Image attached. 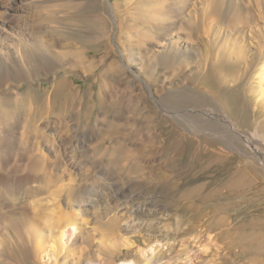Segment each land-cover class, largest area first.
Here are the masks:
<instances>
[{
	"label": "rangeland",
	"instance_id": "rangeland-1",
	"mask_svg": "<svg viewBox=\"0 0 264 264\" xmlns=\"http://www.w3.org/2000/svg\"><path fill=\"white\" fill-rule=\"evenodd\" d=\"M25 7L18 18L26 25L6 27L8 34L1 35L0 41L26 40L30 57L39 38L45 57L33 74L21 60L25 79L11 78L6 84L9 109L25 104L29 110L0 131V264H70L67 247H60L62 227L56 221L68 215L67 199L72 193L103 180L130 184L135 194L132 205L144 208L138 211L137 221L146 229L158 227L157 235L167 229L189 230L181 234L186 242L178 238L171 249L165 241L159 244L166 250L159 264H264V147L260 145L264 101L259 100L263 83L256 72L264 56V0H30ZM199 74H210L216 82L226 76L227 90L238 91L245 105L254 109L250 123L231 122L252 136L255 145L234 139L228 148L215 141L192 165L185 157L172 164L162 149L169 129L163 121L153 120L159 129L157 141L142 155L149 162L147 168L130 174L126 167L113 171L105 158L96 156L99 137L112 125L134 123L131 110L148 113L145 105L156 107L162 102L170 84L199 89ZM137 75L149 84L154 100ZM56 85L63 88L55 94L58 105L89 106L85 114L89 111L90 118L85 119L82 111L63 119L51 114L38 117L39 104L52 101ZM128 102L133 107L128 108ZM101 109L111 114L124 110L125 118L115 124L111 118L105 121ZM156 111L158 118L166 115ZM136 122L132 127L143 125L141 117ZM76 134L87 135L82 152L72 143ZM140 134L143 137L137 136L133 147H140L146 138V132ZM199 142L195 139L192 147L196 149ZM74 158L77 169L72 167ZM163 181L178 182V193L198 191L196 200L187 201L191 207L183 219L168 207L166 192L160 189ZM40 188L44 190L34 192ZM150 197L155 198L152 207ZM113 208L110 202L94 208L86 225L94 243L83 242L75 251L97 254L107 245L115 250L114 240L101 235L94 219ZM121 225L115 238L124 248L129 235ZM143 233L130 240L143 244L122 251L127 259H139L134 253L144 248L147 235ZM116 258L118 264L125 263L123 255Z\"/></svg>",
	"mask_w": 264,
	"mask_h": 264
},
{
	"label": "bare ground",
	"instance_id": "bare-ground-1",
	"mask_svg": "<svg viewBox=\"0 0 264 264\" xmlns=\"http://www.w3.org/2000/svg\"><path fill=\"white\" fill-rule=\"evenodd\" d=\"M29 2L30 0L0 1V9L2 10V12L0 13V36L3 34H8L4 31L6 27H19L18 23H22V27L26 25L25 23L21 22L22 20L18 18V14L26 10L25 6H27ZM24 42H26V40L23 42L21 41L20 43L16 42L19 44H14L13 41H9L8 44H4L3 41H0V131H6L7 129H9L11 127V121L17 123L19 113H27L29 110L27 109V106L25 104H22L20 108L14 107L12 111L11 109H9V93L6 92V84H8L7 82L11 78H15L16 80L17 78L18 80L20 78L25 79L22 71V67L24 64H26V66L29 68L30 74L36 73L38 71L37 69L40 68V64L42 63L41 61L45 57L43 56V52L41 50L44 44L39 38H36V40H34L37 51L35 52V50L33 49L35 52V54L33 52V58H31V54L30 57H27L28 55L26 56V52L28 51V49L30 50V48H27L25 46L26 43ZM29 46L31 47V45ZM199 55L200 54H198V56ZM21 60L24 61V64L21 62ZM43 63L46 64L47 61H44ZM258 64L260 65V70L258 69L257 71L256 67V72L259 79L263 83V90H261V92L259 93V100L264 101V56L259 58ZM220 65L223 66V62ZM11 69L13 71V76L11 75ZM173 74L174 71H171L170 75L173 76ZM136 77L141 84H147V92H149V95L154 100V97L151 93L152 89L150 90V86L148 88L149 84L143 80L141 75H137ZM196 77L198 78V86H200L199 89L173 88V85L170 84V88L166 93L164 100H161L162 102L159 103L157 101L158 103L156 104V107L145 105V107L148 108V113L144 112L139 114L138 112L140 108L131 110L133 111V115L131 114V116H133L132 121L135 123L137 119L141 117L143 119V125L139 126L138 124V126L136 125L132 127L134 123H129V120L127 121L128 118L125 119V123L128 122L125 125H110L112 129H110L109 131H107V129L106 132H104V134H101V136L99 137L96 156L99 158H105L108 168L113 171H119L122 169L124 170V167H126L127 173L130 174L147 168L149 162H147V160L145 161L142 155L145 147L147 148L149 144L155 143L157 141L158 134L156 132L159 129L158 125L153 124V120H156L159 123H162L163 121V123H165L167 128L169 129L165 136V142L162 144V149H164V152L167 154V156H165L164 158L168 163L172 164L175 162L177 163V157H185L188 160L187 165H192L197 157H199L203 153H207L210 150L215 141L223 143L228 148H230V143L234 139L243 140V142L247 145H255V139L252 136H247V134L244 133L243 129H238V126L235 125L236 122L235 124L231 122V120L235 119L240 123H250V120L254 117V109H251L250 107H247L245 105V102L243 100L244 98L241 94H239L238 91L227 90V88L225 87V83L229 80V78L221 75L219 78L220 81L216 82L210 74L203 76L199 74ZM62 90L63 88L58 89V86L56 85L53 91V99H51L52 101H50L49 103L42 102L41 104H39L37 112L38 117H42L46 114H51L52 116L54 115L59 119H63V117L65 118V116L69 113L77 114L78 111V113L82 111L81 113H83V117L85 119L90 118L89 111L87 112V114H85L89 106H86V108L84 109V107L82 108V105L80 106L79 104H77V102L68 103V105H66L65 103V105L63 103H59L58 105L57 101L55 100V94L61 92ZM215 97H218V102L215 100ZM219 102L224 105L225 109L221 108ZM134 103L137 102L134 101L133 104ZM133 104L130 103L128 108L130 107V105H132L133 107ZM101 105L102 103L99 104L100 108H103ZM126 105L128 104L126 103ZM120 109L119 111L117 110V112H113L112 114L107 110L105 111V109H101L100 111L102 112V117L104 118L103 120L111 118V121L114 124L121 119L123 120L125 118L124 110H127V108H123V111H120ZM159 109L165 111L166 115H161L159 118L156 117V110ZM123 130L126 131L125 134ZM142 132H146V138H144V141L140 145V147H133L132 142L136 141V137L140 136V133ZM233 132L238 133V136H233ZM86 136V134H76L74 136L72 143L77 148L76 150L82 152L83 148L87 144ZM195 139L200 140L196 149L192 147L193 141ZM260 145L264 147V140H262ZM72 167L74 169L79 168L76 159L74 160ZM178 185V182L167 181L160 184V189L166 192V197L169 201V205L167 203L168 207L170 209L172 208L173 210L178 211L180 214L179 217H183L191 207L190 202L187 201L196 200L198 197V191L189 190L186 191V193H178L176 192ZM42 188L33 191L39 194L44 190H42ZM134 197L135 194H133L130 184L122 185L117 181L112 182L106 180H103L102 183H94V185L90 187L86 186V188H83L78 193H72L69 199H67L69 201L68 204L70 205V211L68 212V215L63 217V219H59V221H56L57 225L60 226V229L62 227L60 231L61 233L58 236V240L61 244L60 247H67L66 250L67 254L69 255L68 259H70V261L68 260V263L118 264V258H116L117 255H123L125 257V263L123 264H159V260L166 254V250L160 248L159 244L165 241L164 244L167 245L169 249H171L173 247V241L181 238V234L187 235L189 230L184 228L167 229L164 234L160 235H157V232L160 231L158 227L152 229L149 226L146 229V227L143 226V222L139 223L137 221L138 211H142L144 210V208H139L138 206L134 207L132 205ZM154 200L155 198L150 197V199L148 200V205L152 207ZM107 202L113 203L114 208L109 211L105 210L106 212L103 210V212H101L100 214H96L94 219H96L95 223L100 227L99 229L101 231V235L109 237V240H114L112 244L115 243V250L111 248V245H107L104 246V248H98L96 251L97 254H91V252L89 251H87V254H84L82 253L81 249L75 251V249L79 247L78 245L83 242L94 243V238L93 236H91L92 232H90V235V233L86 230V225L88 223L87 220L88 217H90V213H92L96 206L106 204ZM149 208H146L147 211L152 210ZM122 222L125 226L123 227L124 230L129 235L128 239L126 240L128 243L124 248L119 247L120 245L119 243H117L115 238V234L122 228ZM143 231H146L147 235L146 238H144L146 239L144 248H139L135 250L134 253V256H138L139 259H135L132 257V259H127V254L124 255L122 251L124 249L129 251L132 248L143 244L136 240L130 241L134 237H142L141 235ZM184 238L186 237L183 236V238L181 239L184 241ZM62 258L64 259L63 256Z\"/></svg>",
	"mask_w": 264,
	"mask_h": 264
}]
</instances>
